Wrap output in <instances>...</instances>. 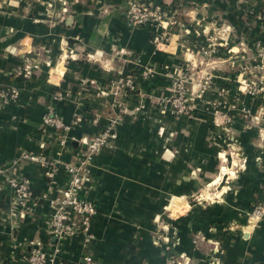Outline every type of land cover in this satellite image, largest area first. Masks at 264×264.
<instances>
[{"label":"crops","instance_id":"1","mask_svg":"<svg viewBox=\"0 0 264 264\" xmlns=\"http://www.w3.org/2000/svg\"><path fill=\"white\" fill-rule=\"evenodd\" d=\"M150 1L176 21L163 48L147 26H130V0H0V89L19 93L0 100V264H26L37 242L57 248L55 264L83 254L96 264H264V217L248 218L264 201V0ZM26 61L29 79L15 73ZM129 70L135 92L114 95L111 81ZM184 72L189 96L205 76L210 87L189 114L162 112ZM48 108L78 117L64 144L40 128ZM112 121L114 136L84 164L90 230L57 240L47 221L67 166ZM18 175L31 182L30 213L6 181Z\"/></svg>","mask_w":264,"mask_h":264},{"label":"built area","instance_id":"2","mask_svg":"<svg viewBox=\"0 0 264 264\" xmlns=\"http://www.w3.org/2000/svg\"><path fill=\"white\" fill-rule=\"evenodd\" d=\"M127 19L131 27L147 26L151 30V43L157 48H163L170 41V35L166 32V27L173 26L176 21L172 17H167L166 13L157 6H154L150 0H130L126 10ZM210 44H214L212 40ZM262 56V52L258 53ZM35 65L29 61L17 68L15 73L21 75L25 79H29L34 71ZM143 77H148L149 70L144 67L141 70ZM135 77L133 70H129L126 74L118 76L110 83L111 92L117 95L119 89L135 92ZM189 79L186 72L182 73L178 78L172 82V93L166 99L167 104H163L162 112L166 109L171 115L179 116L189 114L195 107V102L201 97L202 92L210 87V80L208 76L196 83L197 87L192 95H188L187 80ZM257 87V86H256ZM252 85L250 92L254 93L258 90ZM19 93L17 89L3 90L0 89V100L7 102L16 99ZM68 92H57L56 97H66ZM78 120L74 116V120L65 122L52 108H48L41 117L40 128L44 134L48 132L56 133L58 143L64 144L65 136L69 131L71 125ZM51 133V134H52ZM113 121L104 126L100 132L84 139L83 149L79 156L78 162L67 166L69 176L66 180L65 186L58 190V195L51 201L52 213L47 221V228L49 232L57 238V240L67 239L68 236L74 232H88L92 216L96 213V206L85 195V172L84 164L95 153L100 151L108 144L110 137L114 136ZM30 159H38L35 155H30ZM55 167L57 166L56 164ZM5 170L0 167V176L5 174ZM51 176V172L47 171ZM6 181L13 190V195L16 203L30 213L32 207L36 204L31 190L30 179L25 175L7 176ZM2 184L0 182V190ZM22 213V214H24ZM264 217V201L254 203L248 211V218L255 222ZM76 220V221H75ZM254 224V225H255ZM57 248L51 252L43 249V244L37 242L30 248L26 264H55V255ZM79 264H96V260L90 254H83L80 258Z\"/></svg>","mask_w":264,"mask_h":264}]
</instances>
